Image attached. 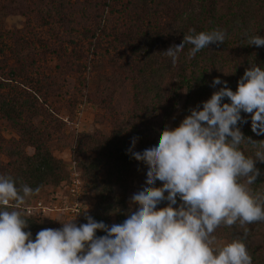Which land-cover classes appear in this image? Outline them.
<instances>
[{
    "label": "clouds",
    "instance_id": "1",
    "mask_svg": "<svg viewBox=\"0 0 264 264\" xmlns=\"http://www.w3.org/2000/svg\"><path fill=\"white\" fill-rule=\"evenodd\" d=\"M189 33L164 51L173 64L186 44L195 57L227 37L221 29ZM249 40L264 47V35ZM210 87L209 99L190 107L178 126L165 125L143 150H137L140 137L131 138L126 153L143 165L144 179L122 222L109 224L86 211L84 223L61 218V227H43L34 236L26 205L41 186L18 187L0 174V264H253L248 230L223 244L215 232L264 222V192L249 188L262 175L257 162H264V140L242 131L250 121L252 132L264 136V67L245 69L235 90L219 76ZM247 143L257 146L254 156L241 148Z\"/></svg>",
    "mask_w": 264,
    "mask_h": 264
},
{
    "label": "rangeland",
    "instance_id": "2",
    "mask_svg": "<svg viewBox=\"0 0 264 264\" xmlns=\"http://www.w3.org/2000/svg\"><path fill=\"white\" fill-rule=\"evenodd\" d=\"M137 12L126 15L120 4L111 8L104 0H0V24L7 31L3 40L8 45L4 54L0 52V174L17 173V153L21 157L35 153L30 139L44 141L53 156L63 161L66 177L73 162L79 166L86 187L80 221L84 212L96 210L93 187L106 178L104 170L95 180L86 169L96 156L97 144L117 132L130 135L128 130L143 123L148 138L155 140L163 127L162 118L152 109V93L143 86L142 54L124 36L127 27L140 21ZM165 41L167 48L173 44L168 35ZM228 53L229 64L217 68L213 77L231 82L240 79L244 69L233 61L238 53ZM179 68L170 66L164 73L161 85L166 91H175ZM191 96L185 89L177 93V104L165 121L168 125H179L189 108L198 104ZM242 128L251 129V122ZM252 137L264 140L254 132ZM143 179V171L132 173L113 184V194L119 196L126 189L128 199ZM60 190L61 185L49 184L27 205L38 200L54 204L55 195L60 201ZM67 213L56 210L41 218L33 235L43 227H61L57 220L70 218ZM220 227L215 232L217 243L230 242ZM233 228L243 236L248 227L237 223ZM246 238L251 246L263 249L264 230L247 232Z\"/></svg>",
    "mask_w": 264,
    "mask_h": 264
},
{
    "label": "trees",
    "instance_id": "3",
    "mask_svg": "<svg viewBox=\"0 0 264 264\" xmlns=\"http://www.w3.org/2000/svg\"><path fill=\"white\" fill-rule=\"evenodd\" d=\"M123 1L104 0V5L113 8L120 4L122 12L126 15H130L131 11L136 12V15L139 14L137 9L140 11V21L138 24L127 27L124 36L134 46V50L142 54L141 62L143 64L139 71L145 80L143 86L148 93H152L155 102L152 109L157 111L159 117L162 118L163 127L168 125L165 121L168 120L177 104L176 96L179 91L187 90L197 103L210 98L215 91L210 87L214 72L217 68L229 64L231 58L229 51L238 53L237 58L233 61L237 63L239 68L244 69V72L245 69L255 64L264 67V47L251 45L249 40L250 36L264 35V0ZM157 10L160 12L157 13ZM8 15L9 12L4 14V16ZM2 26L0 24V44L2 46L0 52L4 54L3 48L8 45L3 39L7 31ZM191 28H195L197 32L216 29L226 30L227 37L224 44H211L210 48L202 49L195 57H190L188 54L189 49L193 46L186 44L185 48L180 51L177 62L173 64L171 58L164 54L166 50L164 45L167 44L165 37L170 36L174 44L184 35L190 34ZM96 34H98L97 31L94 32V35ZM154 50H158V52L153 55ZM135 58L139 59L140 57ZM128 61L135 63V59ZM6 62L8 63V61ZM170 66H180L174 92L166 91L161 85L165 77L164 73L170 70ZM171 71L173 70L171 69ZM238 80L233 78L229 82V86L233 90L236 89ZM225 102L229 101L226 99ZM5 108L7 107H2L3 110H6ZM146 110H148L147 107ZM176 126L178 125L172 127ZM146 128L143 123L141 127H133L128 130L130 135L122 136L119 132L111 135L97 144L96 156L89 159L86 169L95 180L98 179L99 171H106V178L101 179L93 187L97 192V204L96 210L91 215L97 220H104L110 224L111 218L115 217V222L118 223L122 222L127 215L129 202L126 198V189H123V193L117 196L113 194L112 186L114 183L126 180L132 173L143 171V165L130 158L126 149L130 146L133 136L140 137L137 150H143L145 146L154 141L148 138ZM242 131L246 136L253 139L251 129L242 128ZM29 141V144L35 148V153L32 156L24 155L22 157L21 153H17L20 158L19 161L15 159L14 165L17 166V173L8 174L16 180L17 186L27 183L33 188L41 186L42 190L49 184L62 185L68 181L70 176H65L63 161L53 156L45 142L33 139ZM241 148L245 150L246 155L250 156H254L257 151V146L251 143L241 145ZM257 167L261 170L262 175L258 177L256 183L249 186L253 194L264 192V162L258 161ZM159 184L160 182H158V186ZM48 204L51 205L52 203L49 202ZM28 219L33 232L37 228V221L41 218L28 217ZM84 222H86L85 217L80 223ZM221 227L220 232L230 241L242 236L234 230L233 226L222 225ZM247 227L249 229H244V232L245 230H248L247 232L264 230V222L247 224ZM98 234L102 235L103 233ZM249 241L245 238V243L253 256V264H264V247L260 250L256 246H251Z\"/></svg>",
    "mask_w": 264,
    "mask_h": 264
},
{
    "label": "built area",
    "instance_id": "4",
    "mask_svg": "<svg viewBox=\"0 0 264 264\" xmlns=\"http://www.w3.org/2000/svg\"><path fill=\"white\" fill-rule=\"evenodd\" d=\"M69 180L65 181L61 185V190L63 191L60 195V201L57 199L59 196L55 195L56 202L51 205L46 204L43 200H38L32 205H27L26 210L30 212L28 217L43 218L53 211H63L68 212L70 218H77V223H79L82 217V203L85 197V180L82 177L76 162H73L70 167ZM63 201V206L59 205ZM80 215V216H79Z\"/></svg>",
    "mask_w": 264,
    "mask_h": 264
}]
</instances>
